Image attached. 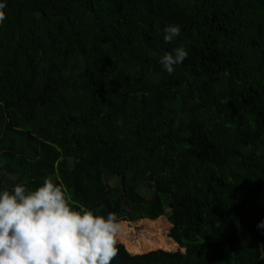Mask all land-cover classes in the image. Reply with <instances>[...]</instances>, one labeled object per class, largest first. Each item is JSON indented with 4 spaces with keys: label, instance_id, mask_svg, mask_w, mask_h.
<instances>
[{
    "label": "trees",
    "instance_id": "1",
    "mask_svg": "<svg viewBox=\"0 0 264 264\" xmlns=\"http://www.w3.org/2000/svg\"><path fill=\"white\" fill-rule=\"evenodd\" d=\"M0 3L11 187L51 176L77 209L115 212L112 264H264V0Z\"/></svg>",
    "mask_w": 264,
    "mask_h": 264
},
{
    "label": "clouds",
    "instance_id": "2",
    "mask_svg": "<svg viewBox=\"0 0 264 264\" xmlns=\"http://www.w3.org/2000/svg\"><path fill=\"white\" fill-rule=\"evenodd\" d=\"M5 7L0 3V25L7 19ZM163 32L164 42L171 43L181 29L168 25ZM187 57L180 46L159 62L171 75ZM122 231L115 212L105 217L83 205L77 209L69 190L51 176L35 189L16 184L0 191V264H112Z\"/></svg>",
    "mask_w": 264,
    "mask_h": 264
},
{
    "label": "rangeland",
    "instance_id": "3",
    "mask_svg": "<svg viewBox=\"0 0 264 264\" xmlns=\"http://www.w3.org/2000/svg\"><path fill=\"white\" fill-rule=\"evenodd\" d=\"M3 172L4 171H2V169H0V181L2 182V185L0 186V191H3L5 189L11 190L12 187L10 185V179H14V181H16V178L12 174L9 175V174H5ZM142 194L144 196H152L153 192H148L146 190H142Z\"/></svg>",
    "mask_w": 264,
    "mask_h": 264
}]
</instances>
